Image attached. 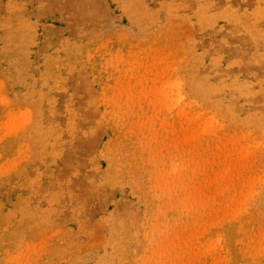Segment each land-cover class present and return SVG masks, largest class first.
<instances>
[{"label": "rangeland", "instance_id": "1", "mask_svg": "<svg viewBox=\"0 0 264 264\" xmlns=\"http://www.w3.org/2000/svg\"><path fill=\"white\" fill-rule=\"evenodd\" d=\"M0 264H264V0H0Z\"/></svg>", "mask_w": 264, "mask_h": 264}, {"label": "bare ground", "instance_id": "2", "mask_svg": "<svg viewBox=\"0 0 264 264\" xmlns=\"http://www.w3.org/2000/svg\"><path fill=\"white\" fill-rule=\"evenodd\" d=\"M219 5H220V4H219ZM221 6H222V5H221ZM247 6H248V5H247ZM228 40H229V38H228ZM236 42H237V41H236ZM210 43H211V42H210ZM210 43H209V45L211 46V44H212L213 42H212L211 44H210ZM241 43H243V42H240V44H241ZM219 46H220V45H219ZM221 46H222V45H221ZM221 46L219 47V50H220ZM242 46H243V45H242ZM216 47H218V43L216 44ZM216 47H215V48H216ZM246 47H247V46H246ZM222 48H223V46H222ZM224 49H225V48H224ZM224 49H221V50L224 51ZM225 50H226V49H225ZM238 50H239V49H238ZM144 51H145V50H144ZM216 51H218V48H217ZM236 52H237V50H236ZM239 52L241 53L242 51H239ZM121 53H122V52H121ZM145 53H148V52H147V49H146V52H145ZM145 53H143L142 55H144ZM237 53H238V52H237ZM240 53H239V54H240ZM149 54H150V53H149ZM248 54H249V53H248ZM119 55H120V53H117L116 56H117L118 68L120 69V68H121V65H122V63H123L121 60H123V57H124V56H121V57H120ZM151 55H152V54H150L149 57L147 58L149 64H150V62L152 61V57H150ZM140 57H141V55H140ZM142 58H143V57H142ZM132 59H133V57H132ZM137 59H138V58H137ZM134 60H135V59H134ZM162 60H163V59H162ZM245 62H246V61H245ZM151 63H152V62H151ZM251 63H252V62H251ZM145 64H146V63H144L143 66H144ZM244 65H245V63H244ZM247 66H249V65L247 64ZM245 67H246V66H245ZM249 67H250V66H249ZM149 68H150V66H149ZM243 68H244V67H243ZM246 68H247V67H246ZM250 68H251V67H250ZM250 68H248V69H250ZM147 69H148V68H147ZM164 71H165V70H164ZM152 73H153V72H152ZM154 73H155V71H154ZM150 74H151V73H150ZM151 75H152V74H151ZM159 76H160V75H159ZM157 80H158V79H157Z\"/></svg>", "mask_w": 264, "mask_h": 264}]
</instances>
